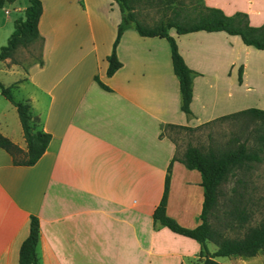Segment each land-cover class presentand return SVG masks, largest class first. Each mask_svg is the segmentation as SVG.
I'll return each mask as SVG.
<instances>
[{"label": "crops", "instance_id": "obj_1", "mask_svg": "<svg viewBox=\"0 0 264 264\" xmlns=\"http://www.w3.org/2000/svg\"><path fill=\"white\" fill-rule=\"evenodd\" d=\"M41 1L40 54L10 67H20L14 86H28L19 99H28L39 128L51 136L30 165L14 164L0 147V264H20L30 215L39 218L38 264H194L199 242L152 218L176 149L164 127L197 126L242 109L237 66L243 69L244 57L238 51L252 45L223 30L169 29L193 70L186 113L165 37L125 28L116 46L121 66L108 75L107 55L121 20L118 3ZM200 1L226 14L246 12L250 24H264V0ZM27 4L12 7L15 19L24 17ZM7 22L4 17L0 26ZM10 58L1 60L7 66ZM0 132L26 149L23 130L16 137ZM201 181L198 169L173 160L166 213L184 226L199 222ZM231 256L238 258L235 264H264V251Z\"/></svg>", "mask_w": 264, "mask_h": 264}, {"label": "trees", "instance_id": "obj_2", "mask_svg": "<svg viewBox=\"0 0 264 264\" xmlns=\"http://www.w3.org/2000/svg\"><path fill=\"white\" fill-rule=\"evenodd\" d=\"M13 1L0 0V7L3 2ZM115 1L120 7L121 20L117 25V32L112 43L111 52L107 55L108 65L106 73L111 75L121 66V61L117 57L116 46L125 28L133 25L141 35L165 37L170 46L173 71L179 80L181 94L180 107L186 113L191 112L190 102L193 95V70L187 65L179 52L175 36L169 33L170 28H174L178 34L199 29L207 31L223 30L229 34L239 35L241 40L247 45L264 49V24H250L247 13L243 11L226 14L219 7L204 5L197 15L189 18V20L179 21L172 19L166 23L161 22L149 26L143 24L136 17L131 5L133 0ZM41 13L42 1L28 0V4L24 9V17L15 20L14 28L8 36L6 44L0 47V60L11 57L18 46H26L30 42L40 38L38 22ZM95 79L104 88H108L97 76H95ZM0 93L16 107L26 142V149L19 147L1 132L0 147L9 152L14 164H34L43 154L51 135L41 128H34L32 126L30 121L34 117L28 99H15L10 91V86L4 85L1 81ZM235 116L262 119L264 125V109L258 107L240 109L221 115L215 119ZM36 118L38 119L39 117L37 116ZM167 125L189 127L188 125L172 123ZM261 137L263 138L264 135ZM254 159H260L257 151H248L244 142L227 147L209 146L206 150H202L199 146L188 144L181 155H178L177 150H175L166 169L161 198L152 212L153 222L155 224L165 225L174 232L197 240L200 244L199 258H201L202 264H222L215 259L216 256H253L260 251H264V208L261 211V217L258 222L253 225H246L252 211L247 209L239 197H230V207L226 210L227 220L224 225L226 227H238L242 229L243 232L241 235H226L220 226L213 225L209 220L210 213L218 206L220 186L225 182L228 173L235 167L245 168L248 162ZM173 160H179L186 167L196 168L201 173L203 201L201 211L197 215L199 222L193 227L180 224L175 218L166 213ZM38 240L39 218L36 215H30L29 232L22 241L19 249L20 264H38L36 252ZM207 242L216 244L215 250L210 251Z\"/></svg>", "mask_w": 264, "mask_h": 264}, {"label": "rangeland", "instance_id": "obj_3", "mask_svg": "<svg viewBox=\"0 0 264 264\" xmlns=\"http://www.w3.org/2000/svg\"><path fill=\"white\" fill-rule=\"evenodd\" d=\"M27 0L7 2L5 5L10 10L11 22L0 26V47L6 44L8 36L14 28L15 11L12 7L21 5ZM132 9L136 17L146 25H155L168 22L172 19L179 21L189 20L197 15L204 7L200 0H133ZM5 14L0 9V24ZM87 32H82V39L87 42ZM39 40H34L26 46H18L7 66L0 60V81L10 86V91L15 99L21 98L25 87H16L14 82L19 79L20 67L11 68V63L24 66L34 60L40 54ZM243 55L244 67L237 66L238 76L243 78L244 83V108L258 107L264 109V49L247 46L238 51ZM7 61V60H6ZM18 82V81H17ZM30 87V86H29ZM33 115V114H32ZM30 121L34 128L40 127V119L33 115ZM0 128L16 137L21 133L22 127L16 107L0 93ZM164 133L175 143L177 154L181 155L188 144L199 146L202 150L211 147L234 146L244 142L248 151H257L260 159L250 160L245 168H233L227 175L225 182L220 186V198L217 208L210 213L209 220L215 226H220L226 235H241L240 228L226 227V210L230 207V197H239L248 210L252 211L246 225H253L261 217L264 208V125L262 119L235 116L218 118L211 122L197 126L165 125ZM18 136V135H17ZM210 250H215L216 244L207 242ZM220 260L235 264L236 259L232 256L217 257ZM201 259V258H198ZM194 264H202L198 260Z\"/></svg>", "mask_w": 264, "mask_h": 264}, {"label": "built area", "instance_id": "obj_4", "mask_svg": "<svg viewBox=\"0 0 264 264\" xmlns=\"http://www.w3.org/2000/svg\"><path fill=\"white\" fill-rule=\"evenodd\" d=\"M0 9L2 12L5 14V20L10 21L11 20V15H10V10L7 8L5 5L1 6Z\"/></svg>", "mask_w": 264, "mask_h": 264}]
</instances>
